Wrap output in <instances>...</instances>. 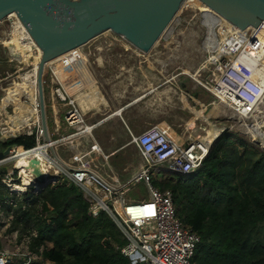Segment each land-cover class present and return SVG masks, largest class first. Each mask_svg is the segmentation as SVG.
<instances>
[{
	"label": "rangeland",
	"instance_id": "obj_1",
	"mask_svg": "<svg viewBox=\"0 0 264 264\" xmlns=\"http://www.w3.org/2000/svg\"><path fill=\"white\" fill-rule=\"evenodd\" d=\"M203 16L209 18L207 24H204ZM214 22L215 20L204 11L200 1L186 0L168 29L148 53L140 51L124 37L109 30L50 62L46 65L43 80L51 137L58 136V123L62 120L61 123L65 124L66 112L76 107L85 124L100 122L91 133L84 132L68 139L89 140L87 146L94 149L91 153L99 157L95 161L92 159L87 166L99 173L102 167L108 166L104 164L106 159L98 149L96 140L106 151L126 145V157L117 155L109 163L125 159L133 174L142 161L133 135L161 123H164L163 128L175 140L214 143L224 132H229L237 133L239 137H244L264 151V134L258 136L256 133L244 131L241 128L243 121L208 89L215 68L207 62L213 55L209 50H212L218 36L221 40L224 38V34H221L224 27L212 28ZM12 30L13 23L10 19L7 17L2 20L0 41L7 39ZM33 49L35 52V48ZM25 66L13 59L0 43V139L4 138L1 129L7 126L11 115L16 113L12 101L14 102L17 96L11 92L15 84L20 82V75L32 69L30 65ZM200 68L201 71L197 73ZM57 88H64L71 99H75V106L62 102L54 94ZM184 97L189 106L186 100H183ZM23 101L29 104L27 99ZM37 108V120L30 127L22 129L21 135L31 129L36 134L40 125V110ZM258 110L261 113V119L258 120H264V102L259 105ZM78 126L66 134L76 132ZM207 127L209 128L205 129ZM57 147L58 143L55 145V148ZM1 148L4 151L6 145L2 143ZM61 154L68 159L67 162L77 157H71L66 148ZM83 157L88 158L86 155ZM13 163L14 159L2 166L5 171L3 176H6L7 183H10V177H13L11 183H22L20 170ZM175 173L176 171L169 167L163 171L154 168V187L159 188L158 182ZM105 179L110 180L107 176ZM127 179V176L122 177L123 182ZM7 187L9 188L8 185ZM24 191H27V188ZM24 191L11 192L20 196ZM128 196L148 198L149 189L143 183H133ZM10 219L0 207L1 251L13 252L16 247L15 235L6 233L7 227H10L7 224ZM4 222L6 226L1 225ZM37 260H40L38 264H49L48 260Z\"/></svg>",
	"mask_w": 264,
	"mask_h": 264
},
{
	"label": "trees",
	"instance_id": "obj_2",
	"mask_svg": "<svg viewBox=\"0 0 264 264\" xmlns=\"http://www.w3.org/2000/svg\"><path fill=\"white\" fill-rule=\"evenodd\" d=\"M2 143L29 149L36 136L0 141V152ZM158 186L173 191L178 216L200 236L195 264H264V151L259 147L224 132L199 168L164 177ZM0 207L13 214L8 232L31 236V251L44 246L50 264H132L120 251L127 238L117 222L106 212L92 216L74 183L49 185L39 193L31 186L17 196L0 176Z\"/></svg>",
	"mask_w": 264,
	"mask_h": 264
},
{
	"label": "built area",
	"instance_id": "obj_3",
	"mask_svg": "<svg viewBox=\"0 0 264 264\" xmlns=\"http://www.w3.org/2000/svg\"><path fill=\"white\" fill-rule=\"evenodd\" d=\"M256 30L258 29H254L250 35L245 32L243 37L231 36L236 47L228 53H222L215 61L208 62L215 66L213 78H211V84L208 87L209 91L220 102L224 99L223 104L233 110V113L245 124L254 123L257 112L258 118L261 119V113L257 111L259 105L257 102L264 91L254 78V74L256 70L264 67V45ZM218 38L221 40L220 36ZM249 47L258 51L257 54L250 53ZM212 56L209 58L211 59ZM54 94L65 104L75 106V99H71L64 88L63 90L57 88ZM37 107H39L38 104ZM13 115L6 124L7 126L1 129L5 141L21 135L22 129L31 126L26 125L14 131L16 129L14 128L16 113ZM252 120L253 122H251ZM64 121L71 127L80 124L78 130L66 135V138L84 132L91 133L95 126L85 124L77 107L66 112ZM60 123L61 121L58 123V129L61 128ZM33 133L34 130L31 129L24 134L32 135ZM35 136L36 145L29 149L24 148L25 152L42 155L44 164L43 160H41V164L46 168V170L43 168L42 171L55 176L51 185L76 184L84 192V196L89 202V213L92 216L97 217L100 213L106 212L117 222L127 238V243L120 247V251L131 259L132 264H195L193 257L196 246L200 242V236L178 216L173 191L169 188L154 187L153 169L167 166L172 171L184 174L194 172L208 156L212 142L204 143V146L201 143H195V140L179 141L163 130L160 125L149 127L143 132L133 135V141L142 158L139 167L127 181L114 184L104 179L91 167L83 164V161L86 160L83 156L86 155L90 158L91 151L84 153L83 156L81 152L74 153L72 156L77 157H74L73 160L71 158L67 163L57 155L55 156L54 147L59 140L52 139L51 142L44 140L41 120ZM76 144L81 147L87 146L88 141ZM15 150L16 147L11 150L10 155L0 159V176L4 183H7V180L6 176H3L5 173H3L2 166L14 159ZM32 157H28L29 160ZM104 158L107 159L108 155H104ZM9 179L10 183L7 185L11 191H15L11 187L13 177ZM133 183H143L149 189V197L128 196ZM31 186L34 185H29L27 189ZM35 192L39 193L36 188ZM10 203L12 204L13 201ZM12 215V213L8 215L10 220L13 219ZM10 220L7 223L9 226ZM5 224V222L1 223V225ZM8 228L6 233L15 235L16 247L13 252L1 251L2 247H0V261H2L0 264H38L40 260L37 259L39 258L42 261L48 260L42 254L44 246L40 247L39 253L32 252L30 249L31 236L21 237L17 231L9 233ZM32 235L35 236L36 232H33ZM48 262L50 264L49 260Z\"/></svg>",
	"mask_w": 264,
	"mask_h": 264
},
{
	"label": "water",
	"instance_id": "obj_4",
	"mask_svg": "<svg viewBox=\"0 0 264 264\" xmlns=\"http://www.w3.org/2000/svg\"><path fill=\"white\" fill-rule=\"evenodd\" d=\"M186 0H0V22L16 13L42 57L38 69V105L43 138L51 142L44 95V72L53 58L87 44L105 31L124 37L144 53L168 29ZM232 24L250 33L264 22V0H200ZM4 142L5 139L1 138ZM17 145L0 152L10 155ZM53 151V148H52ZM56 156L55 152H53ZM38 192L55 176L42 171L41 161L31 159L26 167Z\"/></svg>",
	"mask_w": 264,
	"mask_h": 264
},
{
	"label": "bare ground",
	"instance_id": "obj_5",
	"mask_svg": "<svg viewBox=\"0 0 264 264\" xmlns=\"http://www.w3.org/2000/svg\"><path fill=\"white\" fill-rule=\"evenodd\" d=\"M200 1V0H198ZM201 6L203 7L204 11H206L214 20L212 28L218 29L219 27H224V29L221 31V34H224V38L222 40H218L215 44H213L212 50H209L213 53L212 58L207 60V62L211 61L212 59H218L217 56H220L222 53H228L230 50L234 49L236 47V43L234 40H232L231 36L243 37L245 36L243 31L240 27L232 24L227 19H225L223 16H221L219 13L214 11L212 8L204 4L202 1H200ZM10 21L13 23V30L10 31V36L7 39H3L0 41L2 45L5 46V48L8 50V54L15 60L18 61V63H22L26 66L30 65L32 66V69L25 72L22 76L20 75V82L15 84V87L11 93H14L15 97L14 103L15 111H16V117H15V127L14 131L21 129L25 127L26 125H32L35 120H37V104H38V69H39V63L41 61L42 57V50L38 47L34 39L31 37L30 33L28 32L27 28L24 26L20 18L17 16L16 13H12L9 16ZM204 18V24H207L209 18ZM256 30L259 33V39L261 43L264 45V22L262 25ZM7 35V34H6ZM7 37V36H6ZM35 48V52L34 49ZM77 49V48H76ZM75 50V49H74ZM68 51L62 55L57 56L56 58H53L49 62H47L46 65H48L53 60L68 54ZM250 53L256 55L258 51H255L253 48L249 47ZM264 62V57H263ZM25 66V67H26ZM31 68V67H30ZM20 71V70H19ZM26 71V70H25ZM37 71V73H36ZM201 71V68L197 70V73ZM195 77V75H194ZM254 78L263 88L264 91V67L259 68L255 71ZM217 91V90H216ZM21 96V97H20ZM263 97V98H262ZM25 98V99H24ZM29 102L25 103L23 100H26ZM223 101H225L223 99ZM221 101L222 103H224ZM264 102V93L261 96L259 102L257 104H261ZM34 105V107H33ZM259 105L257 107V111H259ZM260 112V111H259ZM258 112L256 113V120H254V123L241 124V128L244 129V131L248 133H256L258 136H261L264 134V120H258ZM162 128V127H161ZM163 129V128H162ZM164 130V129H163ZM214 133V132H213ZM255 137V136H252ZM256 138V137H255ZM257 139V138H256ZM258 141H261L257 139ZM256 140V141H257ZM199 142L202 145H205L204 143L200 141H196L195 143ZM263 142V141H261ZM264 143V142H263ZM209 144V143H206ZM16 154L14 156V165L16 168L20 170V177L22 179V183H12L11 187L15 191H23L26 189L29 185L33 183V175L30 170H28L26 167L29 166V158L32 157L34 154L32 152H25V149L22 146L16 147L15 150ZM38 159L39 161L44 159L42 158L41 154L34 155V157L30 159ZM45 169V166H42V169ZM35 188V187H34Z\"/></svg>",
	"mask_w": 264,
	"mask_h": 264
},
{
	"label": "crops",
	"instance_id": "obj_6",
	"mask_svg": "<svg viewBox=\"0 0 264 264\" xmlns=\"http://www.w3.org/2000/svg\"><path fill=\"white\" fill-rule=\"evenodd\" d=\"M77 98H78V96H77ZM183 100H186V104H187V106H189L188 101H187V99L185 97L183 98ZM119 111H118V113H119ZM61 122H62V120H61ZM99 123L100 122H98L97 124L96 123L95 124H92V125H95L93 127V130H95L99 126ZM163 124L161 123L160 124V127L162 126V128H163ZM60 125H61V128H59V129L56 128L57 129V132H58V136H56V137L52 136V137H53V139L59 140L58 147L57 148L54 147V152L65 163H67V160L68 159L62 157V154H61L62 151L65 148L68 150L70 156L74 155V153H79V152H81L82 153V156H83L84 153H88V152L94 150L93 148L91 149L89 146H82L81 147V146H77V144H76V143H79V142L80 143H84L85 141H89V140L77 139L76 141H72V140L69 141L68 140L69 138H66V135H67L66 132L67 131H70L74 127L68 126L66 122H65V124L60 123ZM126 125H128V124L126 123ZM77 128H79V127H77ZM208 128L209 127L205 128V129H208ZM72 137H74V136H72ZM96 144L98 145V149L101 151V153L103 155H108V158L106 159V162L104 163L106 166H108V168L107 167H104V168L102 167L100 175L104 179H105V176L109 177L110 180H108V181H110L111 183H114V184L116 182H123L122 177L127 176V178L129 179L131 177V174H132L131 172L132 171H130V166L126 165V160L125 159H123V160H120L119 159V160L112 161V164L109 163V161H111L112 159H115L114 157L117 156V155L118 156H123L122 158L126 157L125 150H126L127 146L126 145H121L120 147H118L116 149H113V150H110V151H106L105 148H104V146L102 144H100L97 140H96ZM94 156H95V158H91V157H94ZM91 157H90V160L88 158H86V160L83 161V164L87 166V163H89L92 159L95 161L97 159V157H99V155H94L92 153ZM167 168H166V166H164V167H160L159 166V167H157V170L158 171H163V170H166ZM114 179H116V181H113Z\"/></svg>",
	"mask_w": 264,
	"mask_h": 264
}]
</instances>
